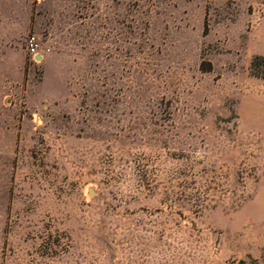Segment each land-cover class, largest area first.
Masks as SVG:
<instances>
[{
  "label": "rangeland",
  "instance_id": "rangeland-1",
  "mask_svg": "<svg viewBox=\"0 0 264 264\" xmlns=\"http://www.w3.org/2000/svg\"><path fill=\"white\" fill-rule=\"evenodd\" d=\"M255 56L264 0H0V264H264Z\"/></svg>",
  "mask_w": 264,
  "mask_h": 264
},
{
  "label": "trees",
  "instance_id": "trees-1",
  "mask_svg": "<svg viewBox=\"0 0 264 264\" xmlns=\"http://www.w3.org/2000/svg\"><path fill=\"white\" fill-rule=\"evenodd\" d=\"M264 68V56H255L250 62V71L254 75H259Z\"/></svg>",
  "mask_w": 264,
  "mask_h": 264
},
{
  "label": "built area",
  "instance_id": "built-area-1",
  "mask_svg": "<svg viewBox=\"0 0 264 264\" xmlns=\"http://www.w3.org/2000/svg\"><path fill=\"white\" fill-rule=\"evenodd\" d=\"M36 48H37V43L35 41V38L33 36L29 37L28 42H27V50L29 54L31 55L32 60H34L35 57L38 56Z\"/></svg>",
  "mask_w": 264,
  "mask_h": 264
},
{
  "label": "water",
  "instance_id": "water-1",
  "mask_svg": "<svg viewBox=\"0 0 264 264\" xmlns=\"http://www.w3.org/2000/svg\"><path fill=\"white\" fill-rule=\"evenodd\" d=\"M35 59H36V60H39V59H40V57H39V56H36V57H35Z\"/></svg>",
  "mask_w": 264,
  "mask_h": 264
}]
</instances>
